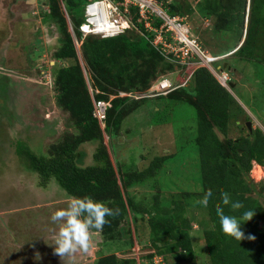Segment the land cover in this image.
Masks as SVG:
<instances>
[{
	"label": "trees",
	"instance_id": "16d2710c",
	"mask_svg": "<svg viewBox=\"0 0 264 264\" xmlns=\"http://www.w3.org/2000/svg\"><path fill=\"white\" fill-rule=\"evenodd\" d=\"M88 1L43 2L48 7L45 22L55 25L60 36V45L52 54L61 65L52 70L56 103L68 114V121L75 128V133L63 134L61 140L52 144L43 156L29 149L20 150L27 157L28 169L37 175L38 185L45 188L53 180L66 195H87L118 209L114 216L106 217L108 223L103 229L96 231L101 236L102 245L116 247L115 250H120L122 254H130L136 242L140 251L152 252L142 254L137 259L119 258L112 253L99 256L94 264H154L155 257H169L172 263L180 264L186 257L192 258L194 252L190 230L193 224L187 214L193 208L191 217L195 218L198 210H202L199 204L209 192L214 193L216 199L211 208L204 211L207 220H201L198 224L203 227L204 247L210 264H264V184L254 182L249 176L254 163L264 167V133L257 129L246 135L241 133L235 139L229 136L231 124L241 129L237 121L244 111L235 101L232 91H228L229 88H224L207 68L199 67L193 72L187 86L174 89L166 96L153 98H164L174 110L182 104L195 111L196 132L191 147L197 157L194 172H190L186 180L198 185L199 192L191 193L164 182L170 170L173 171L172 165L166 164L175 157L179 148L172 154L154 156L143 169L127 167L117 160L113 163L103 142L104 134L112 141L124 118L139 103L151 98L137 101L114 98L107 110L103 128L93 117L92 98L107 101L118 92H145L158 77L175 73L180 66L176 65L172 56L167 58L152 45L155 34L138 21L135 9L130 16L131 25L123 34L113 38L95 35L83 38L79 29L85 21L84 10ZM165 1L158 0L170 16L193 14L190 6L184 8L182 13L179 5ZM193 1L200 17L213 21L211 25L215 32L230 30L235 26L239 42L244 34L239 48L238 41L235 43V54L242 61L264 68V0H250L246 28L247 0ZM62 6L72 25L74 38L80 45V56ZM150 25L158 28L161 20L152 18ZM84 73L90 88L87 87ZM7 80V77L0 75V86L6 88L0 95V101L4 104L9 95ZM89 90L92 91L91 95ZM157 123L155 121L154 124ZM165 123L166 120L162 124ZM0 126L3 136H7V127L1 123ZM84 143H97L91 156L92 163L88 165H83L84 155L78 151ZM139 187L153 190L148 201L136 199ZM173 190L177 193H171ZM222 192H228L243 207L230 213V209L221 203ZM218 207H224L225 214L238 217H243L247 211L254 213L250 220L241 224L243 238L240 241L221 233L216 215ZM140 221L149 229L148 242L139 234Z\"/></svg>",
	"mask_w": 264,
	"mask_h": 264
},
{
	"label": "rangeland",
	"instance_id": "374dc122",
	"mask_svg": "<svg viewBox=\"0 0 264 264\" xmlns=\"http://www.w3.org/2000/svg\"><path fill=\"white\" fill-rule=\"evenodd\" d=\"M43 2L45 0H0V75L8 78L9 88L6 105L0 101V123L8 129L5 137L0 130V264H94L99 256L112 253L119 258L137 259L142 254L152 253L151 250L140 251V246L135 242L130 254H122L120 250H115L116 247L102 245L101 236L96 231L90 233L86 251L77 250L71 256L63 257L54 251L56 226L50 222L49 217L66 205L67 195L53 180L47 187H40L37 175L28 169L25 153H20V150L29 149L34 154L43 156L52 144L61 140L63 134L75 133V128L68 121V114L56 103L52 70L61 65L54 60L52 54L60 45V36L55 25L45 22L48 7ZM165 2L179 5L183 9L182 13L184 8L190 6L193 14L178 15L179 22L187 27L188 35L196 41L205 55L221 57L212 67L215 69L220 66L228 75V82L233 84L232 96L244 111L237 121L241 129H236L231 124L229 136L235 139L241 133L246 135L257 129L264 133V68L242 61L233 53L238 41L236 27L215 32L211 25L213 21L200 17L195 1ZM250 3L247 0L245 28ZM61 8L67 22V13L63 6ZM68 21L70 23L69 18ZM73 34L72 31L79 55L80 45ZM244 37L243 34L238 47ZM262 56L264 57V47ZM175 62L180 66L175 73L160 76L152 84L163 77H170L177 83L190 78L189 84L193 72L202 67L197 58H190L182 64L176 60ZM85 80L88 87L86 74ZM5 89V86H0V95ZM89 92L91 95L92 91ZM146 92L147 90L124 93L132 94V97H125L129 101H137L141 100L137 99L139 95ZM175 108H170L164 98H151L139 103L124 118L116 137L111 141L104 134L103 142L113 163L117 160L133 169H143L154 156L172 154L179 148L175 157L166 164L172 165L173 171L170 170V178L164 179V182L170 186L175 184L178 189L198 193V185H192L186 180L189 173L194 172L197 157L191 147V140L196 132L195 111L182 104ZM165 120L166 123L162 124ZM155 121L158 123L154 124ZM249 123L250 129L246 126ZM219 137L221 138L220 135ZM96 147L97 143H84L79 147L78 151L84 155L83 165L92 163L91 156ZM176 158L179 160H175ZM258 168L256 166L249 176L254 182L261 181L264 184V167ZM151 193V188L139 187L136 199L146 202ZM171 193L175 194L177 191L173 190ZM163 200L165 201L164 198ZM189 210L187 217L193 224L190 233L194 254L192 258L186 257L180 264H210L204 247L203 227L198 224L201 220H207V216L204 210H198L194 218L191 217L193 208ZM139 232L148 242L149 229L144 222H139ZM154 264L174 263L169 257H155Z\"/></svg>",
	"mask_w": 264,
	"mask_h": 264
},
{
	"label": "built area",
	"instance_id": "2783aa9c",
	"mask_svg": "<svg viewBox=\"0 0 264 264\" xmlns=\"http://www.w3.org/2000/svg\"><path fill=\"white\" fill-rule=\"evenodd\" d=\"M133 9L136 10L138 21L145 24L144 27L155 34L152 45L164 56L167 58L172 56L181 64L190 58H197L202 67L207 68L224 88H229L228 75L221 70L220 66H216L215 69L212 67L221 57L205 55L199 49L196 41L188 35L187 27L179 22V16L167 14L157 0H89L85 7V21L79 29L82 37L95 35L101 38H113L123 34L126 28L131 25L130 16L133 14ZM152 18L161 20V25L158 28L150 25ZM189 79L177 83L171 78L163 77L152 84L147 92L139 95L137 99L166 96L172 90L185 86ZM129 96L132 97V94L118 92L116 96L109 97L107 101L92 98L93 117L102 128L107 110L111 107V101L116 97ZM255 165L251 172L256 168L257 165Z\"/></svg>",
	"mask_w": 264,
	"mask_h": 264
},
{
	"label": "clouds",
	"instance_id": "9594fccd",
	"mask_svg": "<svg viewBox=\"0 0 264 264\" xmlns=\"http://www.w3.org/2000/svg\"><path fill=\"white\" fill-rule=\"evenodd\" d=\"M215 199L216 195L209 192L199 204V207L207 211L211 208ZM220 199L222 205L230 209V213L243 207L242 203L233 200L228 192L220 193ZM66 201L64 207L57 209L49 217L50 222L56 226L53 246L55 253L60 257L71 256L77 250L86 251L90 233L102 230L104 225L108 223L106 217H112L118 212V209L109 207L106 202L94 200L87 195L82 197L67 195ZM253 214L252 211H247L243 217H238L225 214L224 207L216 208L221 233L238 241L243 238L241 224L250 220ZM249 239H253V237H249Z\"/></svg>",
	"mask_w": 264,
	"mask_h": 264
},
{
	"label": "water",
	"instance_id": "95a60500",
	"mask_svg": "<svg viewBox=\"0 0 264 264\" xmlns=\"http://www.w3.org/2000/svg\"><path fill=\"white\" fill-rule=\"evenodd\" d=\"M67 26L69 28V31L72 33V27L68 21V18H67ZM74 42V41H73ZM225 67V66H224ZM233 88V84L229 83V89L228 91L231 92V89ZM248 129H250V123L246 125Z\"/></svg>",
	"mask_w": 264,
	"mask_h": 264
},
{
	"label": "flooded vegetation",
	"instance_id": "af4514ba",
	"mask_svg": "<svg viewBox=\"0 0 264 264\" xmlns=\"http://www.w3.org/2000/svg\"><path fill=\"white\" fill-rule=\"evenodd\" d=\"M242 43H243V42H242ZM241 45H242V44H241ZM241 45H240V46H241ZM238 48H239V47H238ZM236 50H237V49H236ZM236 50H235V51H236ZM235 51L233 52L234 54H235Z\"/></svg>",
	"mask_w": 264,
	"mask_h": 264
},
{
	"label": "bare ground",
	"instance_id": "6f19581e",
	"mask_svg": "<svg viewBox=\"0 0 264 264\" xmlns=\"http://www.w3.org/2000/svg\"><path fill=\"white\" fill-rule=\"evenodd\" d=\"M259 174V173H258ZM260 175V174H259Z\"/></svg>",
	"mask_w": 264,
	"mask_h": 264
}]
</instances>
